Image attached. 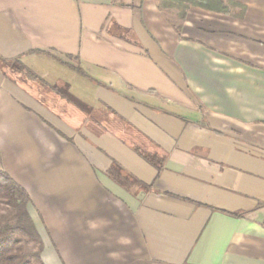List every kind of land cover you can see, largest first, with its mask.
Returning a JSON list of instances; mask_svg holds the SVG:
<instances>
[{"label": "crops", "instance_id": "0c3cea01", "mask_svg": "<svg viewBox=\"0 0 264 264\" xmlns=\"http://www.w3.org/2000/svg\"><path fill=\"white\" fill-rule=\"evenodd\" d=\"M223 2L177 31L158 0H0V170L43 264H264V0ZM56 58L74 94L27 76Z\"/></svg>", "mask_w": 264, "mask_h": 264}, {"label": "trees", "instance_id": "16d2710c", "mask_svg": "<svg viewBox=\"0 0 264 264\" xmlns=\"http://www.w3.org/2000/svg\"><path fill=\"white\" fill-rule=\"evenodd\" d=\"M158 5L167 9L168 20L177 31L180 30L181 22L190 6H200L216 11L226 10L223 0H158ZM68 58L77 60V57L69 56ZM56 59L72 70L82 73L80 67L59 58ZM27 74L31 79H38L32 72ZM144 157L159 168V162H155V156L144 155ZM27 200L24 190L0 170V210L6 211L5 216H1L4 222L0 226V264H43L40 257L42 241L27 212ZM21 240L25 241L27 247L20 244ZM29 243L32 244L29 245Z\"/></svg>", "mask_w": 264, "mask_h": 264}, {"label": "rangeland", "instance_id": "374dc122", "mask_svg": "<svg viewBox=\"0 0 264 264\" xmlns=\"http://www.w3.org/2000/svg\"><path fill=\"white\" fill-rule=\"evenodd\" d=\"M15 69H16L15 70L16 73L20 71V68H19L18 64H15ZM31 71H32V73L34 72V74L36 76H38L39 78H42L43 80L47 81L50 84L54 83L56 77L59 75V76H61V78H63V82H65L66 85L68 84V86L73 88V89H65L66 92L71 93V94L75 93L74 88H75V81H77V79L74 78V76L75 77L77 76L78 79H79V76L71 68H69L67 66H63V65L58 66V64H54L53 62H51L49 60H46L45 62L44 61H40L37 64H34L31 67ZM20 74L25 76V74H23V73H20ZM70 84H72V85H70ZM84 92H85V95H86L87 91H84ZM5 214H6L5 210H0V226L4 222V220L2 219L1 216L2 215L5 216ZM20 244H22L23 246L27 247V245H26L24 240H21ZM31 244L32 243H29V245H31Z\"/></svg>", "mask_w": 264, "mask_h": 264}]
</instances>
